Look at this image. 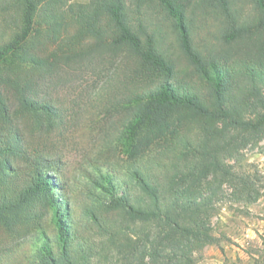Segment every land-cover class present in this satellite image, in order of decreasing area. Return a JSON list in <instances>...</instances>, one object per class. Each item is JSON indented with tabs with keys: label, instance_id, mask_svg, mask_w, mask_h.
<instances>
[{
	"label": "trees",
	"instance_id": "16d2710c",
	"mask_svg": "<svg viewBox=\"0 0 264 264\" xmlns=\"http://www.w3.org/2000/svg\"><path fill=\"white\" fill-rule=\"evenodd\" d=\"M129 1L138 14L158 7L178 33L182 52L219 91L222 81L208 75L193 45L184 4L208 10L240 38L251 28L235 27L233 0ZM250 1L264 22V0ZM128 7L126 0H0V264H112L110 246L120 252L119 264H194L195 251L217 243L206 214L217 188L194 198L175 186L183 178L179 157L177 162L173 152L145 151L182 110L246 129L264 120L237 121L178 87L156 32L131 22ZM119 51L127 52L133 67L108 84L120 82L122 104L132 112L122 144L133 159V184L112 168L95 169L88 178L89 203L78 211L49 147L51 136L65 126L62 110L40 92L57 70ZM204 172L209 176L210 169ZM137 224L151 230L135 236L130 227Z\"/></svg>",
	"mask_w": 264,
	"mask_h": 264
},
{
	"label": "rangeland",
	"instance_id": "374dc122",
	"mask_svg": "<svg viewBox=\"0 0 264 264\" xmlns=\"http://www.w3.org/2000/svg\"><path fill=\"white\" fill-rule=\"evenodd\" d=\"M126 1L131 22L156 32L161 52L173 65V81L178 87L196 95L208 109L227 110L237 121L264 120V22L262 11L250 0H233L238 10L235 27L251 28L240 38L227 33L224 29L229 23L206 14L208 10L202 11L192 1L184 4L193 45L204 58L208 75L222 81L219 91L182 52L178 33L158 7L151 5L138 14ZM132 62L125 51L95 54L79 66L57 70L51 81L41 85L40 97L62 110L65 126L51 136L49 147L54 151L59 178L66 184L65 193L78 211L89 203L88 178L95 169L105 173L112 168L123 181L133 184L129 177L133 159L122 144L132 112L122 104L125 96L117 87L120 82L108 84L112 76L125 78ZM221 91L224 96L220 99ZM170 125L145 152H173L176 160L179 157L183 178L175 186L186 188L194 198L206 196L210 186L217 188L213 205L206 210L217 243L195 251L194 264H264V122L257 129L231 127L182 110L171 117ZM208 154L211 157L205 158ZM208 168L209 176L204 172ZM130 228L135 236L151 230L141 224ZM108 249L112 264H119L120 252L112 246Z\"/></svg>",
	"mask_w": 264,
	"mask_h": 264
}]
</instances>
